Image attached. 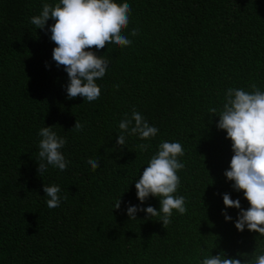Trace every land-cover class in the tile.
<instances>
[{
	"label": "trees",
	"instance_id": "obj_1",
	"mask_svg": "<svg viewBox=\"0 0 264 264\" xmlns=\"http://www.w3.org/2000/svg\"><path fill=\"white\" fill-rule=\"evenodd\" d=\"M115 2L132 9L123 34L139 35L128 47L96 53L109 66L96 81L100 97L89 103L67 97L68 76L52 59L47 30L54 21L43 30L30 23L44 3L59 0H0V264H200L221 252L264 254V237L239 232V210L223 203L229 194L250 207L224 175L234 153L216 127L228 88L251 91L255 83L264 91V0ZM133 110L159 131L120 147L119 123ZM76 120L80 132L71 131ZM52 126L67 140L61 151L69 163L40 176L38 132ZM162 141L184 149L174 195L187 209L173 210L165 227L159 216L127 215L129 205L159 211L156 197L140 203L135 183ZM140 143L151 147L141 152ZM89 158L99 160L97 170ZM44 184L60 187L59 207L48 208Z\"/></svg>",
	"mask_w": 264,
	"mask_h": 264
},
{
	"label": "clouds",
	"instance_id": "obj_2",
	"mask_svg": "<svg viewBox=\"0 0 264 264\" xmlns=\"http://www.w3.org/2000/svg\"><path fill=\"white\" fill-rule=\"evenodd\" d=\"M131 6L129 3H117L115 0H59L55 6L44 3L39 15L32 16L30 23L36 29H45L51 19L54 24L47 30L51 33L50 40L56 47L52 52V59L59 68L63 66L68 76L66 92L68 99L82 97L91 103L100 97L101 89L96 81L106 75L109 61L96 53L108 44L128 47L132 44L129 36L139 35L138 29H132L128 35L123 34L130 22ZM96 51H92V49ZM117 89L119 85L115 86ZM251 91L243 88H228L224 96L222 109L219 111L218 130L226 132V138L232 142L234 153L229 169L224 175L232 181L233 189L243 192L250 207L242 209L239 199L233 200L229 194L223 195L225 208H235L239 214L235 221V228L243 232L247 228L250 232L264 237V91L255 84L249 85ZM217 113V108L209 109ZM217 117V116H215ZM53 127H43L39 130L38 174L41 176L49 166L65 171L69 161L65 159L62 149L67 140L60 137ZM83 125L76 120L71 131L80 132ZM120 134L117 145L122 147L129 136H137L141 141L154 138L159 129L150 126L145 118L133 110L131 116L125 114L119 123ZM141 152H146L151 145L140 143L137 145ZM184 155V149L179 142L162 141L158 151L151 157L144 168L139 180L135 183L137 199L143 204L150 196L159 199V211L152 206L140 208L127 206L130 220H136V214L143 211L149 218L161 217L165 227L171 222L173 210L183 215L187 209L184 196L174 195L180 185L177 175L185 165L179 161ZM92 170L99 168V160H87ZM43 191L47 197L49 209L60 206L61 189L58 185H45ZM66 199V197L64 198ZM119 199L114 209H119ZM225 221L232 217L227 212L222 213ZM241 259L227 258L224 252L218 255L205 256L200 264H264V254H237Z\"/></svg>",
	"mask_w": 264,
	"mask_h": 264
}]
</instances>
